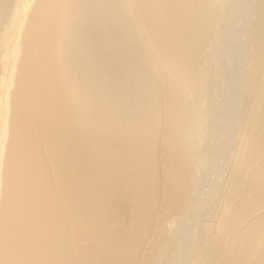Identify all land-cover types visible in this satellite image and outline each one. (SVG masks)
Masks as SVG:
<instances>
[{"label":"bare ground","instance_id":"obj_1","mask_svg":"<svg viewBox=\"0 0 264 264\" xmlns=\"http://www.w3.org/2000/svg\"><path fill=\"white\" fill-rule=\"evenodd\" d=\"M0 264H264V0H0Z\"/></svg>","mask_w":264,"mask_h":264}]
</instances>
